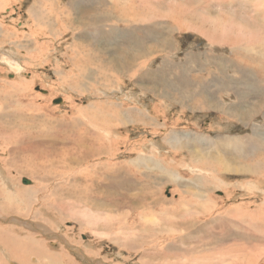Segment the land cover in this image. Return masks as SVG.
<instances>
[{
    "label": "rangeland",
    "instance_id": "374dc122",
    "mask_svg": "<svg viewBox=\"0 0 264 264\" xmlns=\"http://www.w3.org/2000/svg\"><path fill=\"white\" fill-rule=\"evenodd\" d=\"M0 89V264H264V0H0Z\"/></svg>",
    "mask_w": 264,
    "mask_h": 264
},
{
    "label": "crops",
    "instance_id": "0c3cea01",
    "mask_svg": "<svg viewBox=\"0 0 264 264\" xmlns=\"http://www.w3.org/2000/svg\"><path fill=\"white\" fill-rule=\"evenodd\" d=\"M184 34L186 36V37H184V40H186V41L196 37L195 33H193V34L184 33ZM171 35H172V33H171ZM142 36L143 35H141V37L139 36V40L137 41V44H135V46L133 48H134V50H137V53H138L137 57L139 56L138 60H143L142 61L143 63H146L148 61L150 63L154 59V57H153L154 56V48L152 46L146 44L148 42V40H150V39L148 37H142ZM169 36L170 35L168 34L167 38ZM173 36H177V34H175ZM167 41L168 40H166L165 44L160 45L161 48L159 47L158 50H160L161 53H163V52L172 53L173 52L172 50H170L172 48L171 47L172 43H169ZM214 46H217V44H214ZM207 48L208 47H201L199 45L189 46L188 49L186 50V53H184V55H183L184 60L183 61H179L178 65L176 66L177 67V69H176L177 72L178 73H183L184 72L182 74V77L190 78V77H193V74L191 72L188 73V70L192 71L193 67L196 66V67H200V68L201 67L211 68V66L213 64L215 65V61L216 60L214 58V55H216V54H214V55L213 54L211 55L210 53L207 54L205 51L201 50V49H207ZM150 53H153L152 54L153 58L150 57ZM175 62L176 61L174 60V63ZM175 64H177V63H175ZM153 70H154V68L152 70H150V71H153ZM150 71H148V72L145 71V73L143 75V78H145L147 73H150L151 75H153L152 72H150ZM211 74L215 75V73L210 72L209 76L207 78H205V79L211 78L212 77ZM206 75H208V74H206ZM185 85L188 88V87H191L192 84H190L189 82H186ZM175 90L177 92H180V93H185L186 89H175ZM202 91H203V89H202ZM231 91H233V90H231ZM172 96H176V94L174 93V94H172ZM166 97H167V95L165 93L161 94V96H160V98H162V99H166ZM170 97H171V95H170ZM193 98H194L193 95L188 96L189 100L186 102L187 105L184 108L181 107V110L186 111V112H189V110L190 111H193V110L196 111L197 107L199 106V103H203V102L207 103V101L203 100V98H202V99H199L198 101H195L196 104H194L193 100H191ZM190 103H191V105L188 106V104H190ZM217 108L221 112H226L227 113V111H228V108H225V109L221 108V107H217ZM150 116H151L152 119H155L157 115L156 116H152L150 114ZM245 123H247V122H245Z\"/></svg>",
    "mask_w": 264,
    "mask_h": 264
},
{
    "label": "bare ground",
    "instance_id": "6f19581e",
    "mask_svg": "<svg viewBox=\"0 0 264 264\" xmlns=\"http://www.w3.org/2000/svg\"><path fill=\"white\" fill-rule=\"evenodd\" d=\"M259 11V10H258ZM241 32H243V31H241ZM214 33H216V32H213L212 34H214ZM234 35V34H233ZM213 36V35H212ZM258 36V35H257ZM233 38H235V37H233ZM232 38V39H233ZM237 38H240V37H238V36H236V40H238ZM263 46V45H262ZM249 47H246V49H248ZM254 49H256V48H252V50L251 51H253ZM249 50V49H248ZM250 51V50H249ZM258 52V51H257ZM256 52V53H257ZM255 53V54H256ZM10 65V64H9ZM16 84V83H15ZM2 89H4V88H2ZM2 89H0V90H2ZM16 89L17 90H15V87L13 88V89H11V91H14V93L15 92H17V93H19V94H22V93H24V92H26V91H24L25 89H24V87H23V85L21 84V83H19L18 84V86L16 87ZM39 90H41V89H39ZM3 91V90H2ZM5 91V90H4ZM42 92H44L43 90H41ZM1 93V92H0ZM4 93V92H3ZM3 93H1V94H3ZM7 93V92H6ZM5 93V94H6ZM46 93V92H45ZM4 94V95H5ZM8 94V93H7ZM1 96V95H0ZM6 97V99H8V100H10L9 99V95H6L5 96ZM4 97V98H5ZM24 97V96H23ZM19 103V102H18ZM21 103V102H20ZM22 106V105H21ZM33 113H34V111H33ZM4 114V113H3ZM6 116H8V117H12L13 115L10 113V114H8V115H1L0 116V124L1 123H4V120L5 119H7V117ZM33 118H35V117H33ZM36 119V118H35ZM22 120H27V117H25V116H22V117H20V121H22ZM36 121V120H35ZM14 122V121H13ZM75 124V123H74ZM19 125H17V127H18ZM68 126V125H67ZM87 129H89V128H87ZM90 130V129H89ZM88 132V131H87ZM114 132V131H113ZM37 133V132H36ZM89 133V132H88ZM105 134V133H104ZM24 135H26L24 132H17V131H13V132H11V131H8L6 128H3V127H1L0 128V139H5V138H7V137H9V138H11V139H13V140H15L14 138L15 137H21V136H24ZM88 135V134H87ZM93 137H94V135H93ZM106 137V136H105ZM27 138V137H26ZM95 139V138H94ZM105 139V138H104ZM16 141V140H15ZM227 141H229V140H227ZM27 142V141H26ZM106 143V142H105ZM243 143L244 142H242V146H239V144H237V142H235V141H230V146H232L233 148H241V147H243ZM10 144V143H9ZM246 144H248V143H246ZM72 145V144H71ZM226 145V144H225ZM228 145V144H227ZM251 145V144H250ZM76 146V145H75ZM97 148H98V146H96ZM8 148V147H7ZM6 148V149H7ZM5 149V148H4ZM241 150V149H240ZM8 151V150H7ZM82 151H83V149H82ZM9 153V152H8ZM18 153V152H17ZM104 153V152H103ZM243 153V152H242ZM7 159H8V157H7ZM30 161H33L32 159H29ZM18 168H19V172H21V174L22 175H29V176H31L33 179H34V181H35V186H33L32 188L31 187H23V189H25L26 191H28V190H30V189H32V191L34 192V189H35V187H36V182H37V173L34 171V170H32L31 168H26V167H24L22 164H18ZM33 168V167H32ZM76 168H78V166H76ZM18 170V169H17ZM246 171V170H245ZM42 177V176H41ZM40 183H42V182H40ZM105 184V183H104ZM22 185V184H21ZM116 185V184H115ZM83 186H84V184H83ZM217 186V185H216ZM120 187V186H119ZM120 189V188H119ZM25 191V192H26ZM31 192V191H30ZM26 195V194H25ZM79 195V194H78ZM27 196V195H26ZM79 198V197H78ZM28 199V198H27ZM83 199V198H82ZM78 202H79V200H78ZM81 203V202H80ZM79 203V204H80ZM84 204V203H83ZM247 211V210H246ZM244 212V211H243ZM236 213V212H235ZM73 218V217H72ZM82 224V223H81ZM259 224H260V226H264V220L263 219H260L259 220ZM125 226V225H124ZM223 226V225H222ZM248 226V225H247ZM251 227V226H250ZM254 227V226H253ZM92 228V227H91ZM255 228V227H254ZM10 229V228H9ZM8 229V230H9ZM73 229V228H72ZM98 229V228H97ZM248 229V228H247ZM259 229H261L260 231H255L253 228H252V230L254 231L253 233H250L251 234V238L249 237V236H245V235H243V237H244V239L245 240H249V241H251L252 243H257L258 245H254V246H252V247H254V248H257V247H259L260 246V241L259 240H261V239H264V233H263V227H260ZM7 230V232L11 235V238H12V233L10 232V231H8ZM189 230V229H188ZM6 232V231H5ZM258 233H260V234H258ZM17 234H18V232H17ZM244 234V233H243ZM234 236V237H233ZM229 237L230 238H232L233 237V239H238V236L237 235H234L233 234V231L231 230V233H229V231H228V233L224 236V238L225 239H229ZM21 239H23V238H21ZM20 242H22V241H20ZM18 243V242H17ZM247 243H250V242H247ZM85 245V244H84ZM11 246V245H10ZM13 246V245H12ZM17 246L19 247L18 249H16V250H18L19 251V253H18V251H17V253H16V255H22L25 259H23V258H21V260L19 261L21 264H23L22 263V259L25 261V263L27 264V261H29V259H30V257L27 255V257H26V252L24 253V248H27L28 250H31V249H33V248H35L36 246H33V245H31L30 244V242H28V241H23V243H18L17 244ZM7 248V247H6ZM245 250H248V249H245ZM32 251V250H31ZM4 252H5V250H4ZM8 253V252H7ZM9 254V253H8ZM7 254V255H8ZM14 257V256H13ZM21 257V256H20ZM29 257V258H28ZM46 257H48V258H52L53 257V255L52 256H48V255H46ZM57 258V257H56ZM9 259H11V258H9ZM53 259V258H52ZM233 259V258H232ZM8 262V261H7ZM24 263V264H25Z\"/></svg>",
    "mask_w": 264,
    "mask_h": 264
},
{
    "label": "water",
    "instance_id": "95a60500",
    "mask_svg": "<svg viewBox=\"0 0 264 264\" xmlns=\"http://www.w3.org/2000/svg\"><path fill=\"white\" fill-rule=\"evenodd\" d=\"M44 92H47V91H45V90H43ZM61 102V101H60ZM60 102H56V103H60Z\"/></svg>",
    "mask_w": 264,
    "mask_h": 264
}]
</instances>
